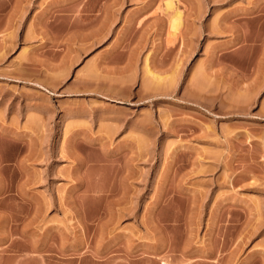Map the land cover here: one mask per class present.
Wrapping results in <instances>:
<instances>
[{
	"label": "rangeland",
	"instance_id": "obj_1",
	"mask_svg": "<svg viewBox=\"0 0 264 264\" xmlns=\"http://www.w3.org/2000/svg\"><path fill=\"white\" fill-rule=\"evenodd\" d=\"M166 2L0 0V264H264V0Z\"/></svg>",
	"mask_w": 264,
	"mask_h": 264
},
{
	"label": "bare ground",
	"instance_id": "obj_2",
	"mask_svg": "<svg viewBox=\"0 0 264 264\" xmlns=\"http://www.w3.org/2000/svg\"><path fill=\"white\" fill-rule=\"evenodd\" d=\"M166 5H167L169 8H172V7H173V2H172V0H167ZM175 15H176V18H175V19L178 20V19L180 18V13H179V12H176ZM176 27H177V23H176V22H173V23H172V28H173V30H175ZM153 78H155V79H159V77L154 76V75H153ZM163 264H166V263L163 262Z\"/></svg>",
	"mask_w": 264,
	"mask_h": 264
}]
</instances>
